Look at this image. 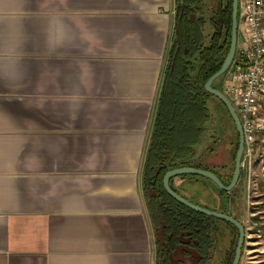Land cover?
Wrapping results in <instances>:
<instances>
[{"label":"crops","instance_id":"0c3cea01","mask_svg":"<svg viewBox=\"0 0 264 264\" xmlns=\"http://www.w3.org/2000/svg\"><path fill=\"white\" fill-rule=\"evenodd\" d=\"M177 4L62 0L41 12L46 23L32 18L30 29L47 31L49 61L64 68L35 88L48 98L36 107L43 117L29 122L23 100L9 96L7 54L23 47L33 7L0 0V264H158L144 170ZM260 168L264 156L252 176L242 167L230 195L250 183L264 197Z\"/></svg>","mask_w":264,"mask_h":264},{"label":"trees","instance_id":"16d2710c","mask_svg":"<svg viewBox=\"0 0 264 264\" xmlns=\"http://www.w3.org/2000/svg\"><path fill=\"white\" fill-rule=\"evenodd\" d=\"M177 3L175 38L146 158L144 189L157 234L158 264H172V255L180 247L186 248L184 255L194 257L197 264H215L223 260L224 253L227 258L231 252L233 237L228 231L229 248L224 250L226 232L223 230L230 227L239 236L238 230L179 204L167 194L163 181L170 170L183 167L213 172L225 186L232 181L234 170L229 174L219 173L202 163L196 164L195 155L210 121L207 108L210 97L219 102L234 124L224 104L205 90V84L221 69L229 52L233 0H212L211 4H206L207 0H177ZM207 27L210 28L208 35ZM216 82L214 88L219 89ZM234 128L237 154L239 135L235 124ZM177 178L193 179L199 186L191 190L184 185L181 192L170 183L175 193L196 205L227 214L218 208L219 200L227 192L202 177ZM219 252L222 255L218 258Z\"/></svg>","mask_w":264,"mask_h":264},{"label":"rangeland","instance_id":"374dc122","mask_svg":"<svg viewBox=\"0 0 264 264\" xmlns=\"http://www.w3.org/2000/svg\"><path fill=\"white\" fill-rule=\"evenodd\" d=\"M61 2L62 0H25V7L29 9L33 7V12L38 11V8L40 7V14H29L32 10L25 12L26 14L23 15L25 24L23 31V47L19 48L15 45L8 49L7 66L9 72V96L21 101L23 100V115L29 122H32L31 120L38 119L39 117H43L42 112L36 110V107L42 108L43 106H46L48 98L45 94H37L35 88L40 84H46L49 70L53 72L54 70H63L64 67L62 64L56 65L49 61L51 51L48 50L47 47V31L45 28L44 30L34 32L27 24H29V21L32 18H34V20L40 18L46 23L48 11ZM211 3L212 0H207L206 4ZM43 11H46L47 13H41ZM10 20H13L11 19V15H9V21ZM41 27H46V25H41ZM8 33L9 35L13 33L18 36V39H20V31H10ZM209 33L210 28L207 27L206 35ZM241 42L242 39L239 35V43ZM228 73L216 82L221 91H224L225 83L228 79ZM207 108L211 117L206 125V133L203 136L202 143L196 148L195 163H202L206 167L222 174L232 173L236 156L234 124L223 107L214 98L210 97L207 100ZM44 113V117H46V111ZM261 113L264 117V108L261 110ZM29 124L31 125V123ZM262 156H264V134H261L257 140V156L255 162L261 160ZM242 163L244 169L246 168L249 172L251 171L249 174L252 176V168L255 163L251 169H249L244 163V157ZM258 173L264 174V169L260 168ZM257 177H261L259 179L260 184H258V188L261 190L264 188V178L262 175H258ZM251 179L253 178L251 177ZM249 185L250 186L247 187V189H244L243 183H241L240 187L233 192V195L228 193V195L222 197V199L219 200L218 208L227 212V215H231L239 220V222L245 227L246 241L240 264H264V246L261 244L264 236L260 238L257 232V230H260L264 235V201L262 200L264 197L253 190L254 187L252 184L249 183ZM242 206L243 209L241 208ZM253 224H255V226ZM227 228L226 231L225 229L223 230L226 232V236L223 238L224 240L222 244L224 250L229 248V237L227 236L229 231L228 234L231 233L233 237L231 252L229 254L227 253L226 258V253H224L223 250V260L221 262H216L215 264H230L232 253L236 250L239 236L236 231L232 230L230 227ZM184 249L186 248L180 247L172 255V264H179L178 262H181L180 264H197L194 257L191 256L189 258L184 255ZM217 255L219 258L222 253L219 252Z\"/></svg>","mask_w":264,"mask_h":264},{"label":"built area","instance_id":"2783aa9c","mask_svg":"<svg viewBox=\"0 0 264 264\" xmlns=\"http://www.w3.org/2000/svg\"><path fill=\"white\" fill-rule=\"evenodd\" d=\"M238 33L242 42L238 41L223 92L241 121L245 138L244 163L251 169L257 156L258 137L264 134L261 113L264 108V0H239ZM257 232L260 238L264 236L260 230ZM262 241L264 246V239Z\"/></svg>","mask_w":264,"mask_h":264},{"label":"water","instance_id":"95a60500","mask_svg":"<svg viewBox=\"0 0 264 264\" xmlns=\"http://www.w3.org/2000/svg\"><path fill=\"white\" fill-rule=\"evenodd\" d=\"M239 0H233V12H232V31H231V43L228 55L221 67V69L215 73L205 84V90L208 94L214 96L219 101H221L226 109L228 110L235 126L237 133L239 135V147L235 158V168H234V174L232 181L229 186H225L221 180L218 178V176L210 171L206 170H200L197 168L192 167H183V168H177L170 170L164 177L163 185L164 189L167 192V194L173 198L175 201H177L179 204L198 212L202 215L217 219L219 221L226 222L233 227H235L239 232V239L236 247V252L234 256V260L232 264H240L244 245L246 241V230L245 227L241 222H239L236 218H234L231 215L223 214L217 211H213L204 207H201L199 205H196L189 200H186L185 198L181 197L177 193H175L171 186L170 181L173 178L180 177V176H196V177H202L207 180H210L213 182L220 190L230 193L232 192L238 185L241 173H242V160L244 156L245 151V138H244V132L242 128L241 121L238 117V114L231 103V101L228 99V97L224 94L223 91L214 88V83L225 76L230 68L233 65V62L236 57L237 49H238V41H239Z\"/></svg>","mask_w":264,"mask_h":264}]
</instances>
